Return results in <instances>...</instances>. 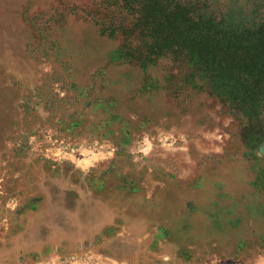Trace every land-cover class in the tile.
<instances>
[{
	"label": "rangeland",
	"instance_id": "obj_1",
	"mask_svg": "<svg viewBox=\"0 0 264 264\" xmlns=\"http://www.w3.org/2000/svg\"><path fill=\"white\" fill-rule=\"evenodd\" d=\"M188 1L230 28L264 5ZM99 6L0 0V264H244L205 261L201 235L174 212L183 190L204 206L216 195L197 192L204 160L241 158L244 141L264 146V97L242 103L239 69L193 67L184 53L134 64L121 37L100 33ZM89 152L101 162L79 166ZM256 172L264 189V161ZM146 191L156 200L138 214Z\"/></svg>",
	"mask_w": 264,
	"mask_h": 264
},
{
	"label": "trees",
	"instance_id": "obj_2",
	"mask_svg": "<svg viewBox=\"0 0 264 264\" xmlns=\"http://www.w3.org/2000/svg\"><path fill=\"white\" fill-rule=\"evenodd\" d=\"M99 4L100 33L121 37L120 53L134 64L184 53L193 67L205 61V65L239 69L242 81L248 83L242 103L253 105L264 97V5L254 22L230 28L222 17L203 15L199 5L188 0H99Z\"/></svg>",
	"mask_w": 264,
	"mask_h": 264
},
{
	"label": "crops",
	"instance_id": "obj_3",
	"mask_svg": "<svg viewBox=\"0 0 264 264\" xmlns=\"http://www.w3.org/2000/svg\"><path fill=\"white\" fill-rule=\"evenodd\" d=\"M254 143L243 142L241 158L224 160L221 163L203 161L197 172V177H201L202 187L197 192L206 193V189H213L216 194L212 197L205 196V200L209 201L208 204L205 203L207 205L198 203L195 193H191L188 189L183 190L182 195H185L183 197L186 201L182 210H175V218L185 215L184 226L180 228L188 231L191 227H195L197 236L201 235L197 243H188L186 249L191 252L195 248L194 243L204 246L207 250L205 261L215 259V255L218 260H225L224 255H227L226 260H234L244 255L241 257L244 264L259 262L261 264L264 261V189L259 180V173L256 172L257 167L264 161L263 157H259V153H264V146ZM93 154L84 156L79 160L78 165L86 166L87 160H91L90 163L93 165L101 162L98 161L101 158L98 159ZM112 158L106 159L112 160ZM239 168H242V174L237 173ZM212 176H216L217 179L210 181ZM188 193L192 194L191 199L187 197ZM142 194L143 200L137 208L138 214L146 212L147 206L150 208L152 205V203L147 204V201L151 198L156 200L157 196L154 191H146ZM154 212L158 211L154 209ZM157 227L158 225H154V228ZM204 235H206L205 242ZM210 254L213 255L206 256Z\"/></svg>",
	"mask_w": 264,
	"mask_h": 264
}]
</instances>
